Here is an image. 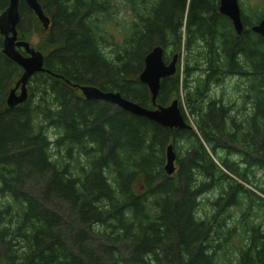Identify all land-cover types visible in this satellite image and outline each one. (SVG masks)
<instances>
[{
    "label": "trees",
    "instance_id": "obj_1",
    "mask_svg": "<svg viewBox=\"0 0 264 264\" xmlns=\"http://www.w3.org/2000/svg\"><path fill=\"white\" fill-rule=\"evenodd\" d=\"M38 1L51 20L40 46L44 65L59 76L34 74L33 97L9 108L6 84L20 67L0 51V264H225L228 243L237 254L227 264H264V186L254 182L264 174V37L251 30L264 10L256 4L246 14L242 3L244 27L237 34L219 13V0H120L131 21L118 43L111 31L104 35L117 10L113 0ZM7 3L0 0V10ZM19 11L18 36L25 39L24 0ZM108 44L115 48L111 55ZM155 45L163 46L165 62L172 57L167 49L177 54L176 72L161 80L157 104L179 96L193 69L203 70L202 83L183 96L196 130L162 127L108 102L85 100L65 81L119 91L151 107L137 76ZM182 46L199 47L204 68L186 62L180 72ZM226 75L247 80L252 112L243 118L231 115L241 113L232 101L205 96ZM169 142L177 164L171 175L163 169ZM179 142L187 147L180 150ZM61 148L86 159L79 174L56 161L53 151ZM213 189L219 193L212 212L198 214L201 196ZM245 196L251 205L238 247L231 227L223 228L224 213L242 206ZM250 210L258 222H246Z\"/></svg>",
    "mask_w": 264,
    "mask_h": 264
},
{
    "label": "water",
    "instance_id": "obj_2",
    "mask_svg": "<svg viewBox=\"0 0 264 264\" xmlns=\"http://www.w3.org/2000/svg\"><path fill=\"white\" fill-rule=\"evenodd\" d=\"M19 1L8 0L6 7L0 12L1 52L23 69V73L15 82V85L7 91L5 103L9 108L21 104L28 99L26 84L34 73L45 71L52 76H59L57 73L51 72L44 67V56L40 50L35 49L28 41L18 39V24L20 21ZM24 2L35 14L43 30H47L51 20L42 4L38 0H24ZM217 9L219 13L229 18L234 31L240 34L244 25L239 1L219 0ZM251 30L264 37V16L251 26ZM18 48H22L28 53V56L22 55ZM163 55V46H153L144 56L143 67L137 76L138 81L148 89L152 102L151 107H145L138 102L129 100L123 97L119 91H104L94 85L75 84L67 79L65 81L79 89L84 99L112 103L124 111L144 117L162 127L194 129L193 125L188 123V119V122L184 119L177 98L172 99L166 105L156 103L161 80L174 75L176 72L177 54H173L168 62L164 61ZM18 88L19 93H16ZM164 156L163 169L167 175H171L176 171V153L172 142H169L165 146Z\"/></svg>",
    "mask_w": 264,
    "mask_h": 264
},
{
    "label": "rangeland",
    "instance_id": "obj_3",
    "mask_svg": "<svg viewBox=\"0 0 264 264\" xmlns=\"http://www.w3.org/2000/svg\"><path fill=\"white\" fill-rule=\"evenodd\" d=\"M149 1V0H148ZM240 5L243 3V6L245 8L246 14L253 13V9L255 8L256 4L259 7V10H264V0H238ZM113 2L117 3V10L113 12L107 22L104 23V29L106 32H104L105 37L109 38V32L110 35L113 36L114 42H121L122 37L121 34H124L127 30L128 24L131 21V14L129 11H127V8L123 6V4L119 3L120 0H113ZM249 8H252L250 10ZM29 13L26 12L23 17V26L28 27L30 31L26 34L25 40L29 41L30 43L34 44L36 48L40 50V46H43L45 44V38L48 35V33H44L41 30V25L36 22L34 18L30 21V24L28 23L29 20ZM115 20L117 22H115ZM127 22V23H126ZM39 25V26H38ZM51 49L50 47L47 48V50ZM115 49L114 46L111 44L105 45V53L107 55H111L112 50ZM41 52H46L45 50H40ZM175 52L171 51L170 49H167L165 51V54L167 57H171ZM176 53L181 54L180 58V72L184 68L185 63L187 62L189 67L191 66H198V68H204V60L203 56L200 53L199 47H195L192 50H186L185 46H182L180 51H176ZM201 54V55H200ZM198 62L197 65H195ZM191 75L188 77L187 85H182L180 89L179 96H176L175 98L179 97L180 103L183 106L184 113L189 121L190 124L193 125L195 128V122H194V115L191 113V109L188 107V105L184 102V92L186 89H188L189 86H193L197 83H202V75L203 70L201 69H193L191 71ZM182 77L184 75L182 74ZM197 78H200L199 80ZM31 86H33V83L31 82ZM79 92V91H78ZM247 93V80L245 77H241L239 75H226L223 77L222 81L219 83H210L207 86V90L205 92L206 98H220L222 97L226 104L229 103V101H232L235 105L234 108L241 109L240 114H235L234 112H231V115H233L235 118H243L244 115L250 114L252 112V102H251V96L245 98V94ZM80 94V93H79ZM179 103V101H178ZM239 116V117H238ZM196 130V128H195ZM53 134V132H51ZM199 134V132H196ZM179 146L181 147L180 150H184V148L187 147L186 142H179ZM53 153H55L54 157L56 158L57 162H67L71 165L72 168L75 169V171L79 174V169L81 166L85 165L86 159L81 156L78 151L73 150L71 157H68V155L63 151L61 148L60 150L54 149ZM176 153V152H175ZM218 155L223 156V153L219 150L217 152ZM233 159L237 160L236 156H232ZM175 166H177L175 161ZM242 182L241 180H239ZM255 183L259 184L260 182L264 186V174L259 172L254 180ZM245 187H250V185L245 184ZM219 191L217 189H213L207 193H204L200 198V204L199 209L201 212L198 214H207L212 212L211 207V200H213L215 197H217ZM241 197V196H240ZM5 198L0 195V204L4 202ZM251 205V202L249 200V196H245L244 202L242 206L239 205H233L232 207H229L226 210L225 215V221L226 226L223 228H227V225L231 227V242L235 244L236 246L240 247L243 245L245 241V224H242L244 220V214H246L249 211V206ZM248 215V219L246 220L247 223H251V221L258 222L256 217L251 215ZM243 213V214H242ZM262 213H258V217ZM223 216V215H222ZM243 219V220H242ZM261 219V218H260ZM224 249H227L231 253L225 254V264H227L233 257L236 256V247H234L232 244L225 245Z\"/></svg>",
    "mask_w": 264,
    "mask_h": 264
},
{
    "label": "flooded vegetation",
    "instance_id": "obj_4",
    "mask_svg": "<svg viewBox=\"0 0 264 264\" xmlns=\"http://www.w3.org/2000/svg\"><path fill=\"white\" fill-rule=\"evenodd\" d=\"M26 4V3H25ZM6 7V6H5ZM4 7V8H5ZM3 8V9H4ZM29 8V7H28ZM2 10H0V12H1ZM28 13H29V15H30V17H29V20H32V18H34L35 20H36V22L37 23H39L40 25H41V23L39 22V20L37 19V17L35 16V14H33V12H32V10L29 8V11H28ZM39 26V25H38ZM41 30L44 32V33H48V31H49V28L47 29V30H43V28H42V25H41ZM18 31H19V29H18ZM1 36V47H2V35H0ZM32 44V43H31ZM34 47H35V49H38V48H36V46L34 45V44H32ZM19 49V51H20V53L22 54V55H24V56H28V53H26L22 48H18ZM0 51H1V48H0ZM2 53V52H1ZM3 54V53H2ZM42 54H43V56H44V53L42 52ZM4 55V54H3ZM5 56V55H4ZM8 58V57H7ZM9 59V58H8ZM12 61V60H11ZM44 67H45V65H44ZM46 68V67H45ZM47 69V68H46ZM49 70V69H48ZM51 71V70H50ZM51 72H53V71H51ZM22 73H23V69L20 67V70H19V72L18 73H16V74H14V72H11L10 73V76L8 77V79H9V81L7 82V84H6V92H5V97H4V102H6V94H7V91H8V89L10 88V87H13L14 85H15V82L18 80V78L22 75ZM37 73H40V72H37ZM34 74H36V73H34ZM34 74L28 79V82H27V84H26V88H27V93H28V99L30 98V97H33V93H32V90H31V82H33L34 81V79H33V76H34ZM45 74H49L48 72H45V71H42V74L40 75V78H42V80H44L45 79ZM49 75H51V74H49ZM52 76V75H51ZM44 85V84H43ZM73 88H75V90L76 91H79L76 87H73ZM16 93H19V88L17 89V92ZM35 97V96H34ZM85 100H87V99H85ZM101 101V100H100ZM110 104H112V103H110ZM114 105V104H113ZM116 106V105H115Z\"/></svg>",
    "mask_w": 264,
    "mask_h": 264
}]
</instances>
